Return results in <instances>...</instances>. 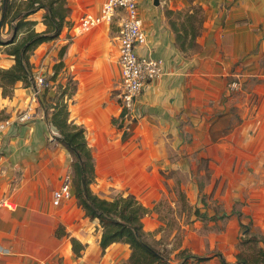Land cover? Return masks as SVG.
<instances>
[{"label": "crops", "instance_id": "obj_1", "mask_svg": "<svg viewBox=\"0 0 264 264\" xmlns=\"http://www.w3.org/2000/svg\"><path fill=\"white\" fill-rule=\"evenodd\" d=\"M105 1L67 0L69 25L29 58L34 74L39 64L61 61L77 80L68 110L92 150V193L108 201L132 195L149 211L142 231L162 258L156 264H243V219L264 236V0H160L158 6L138 0L146 43L137 53L161 58L164 75L135 100L137 118L125 134L112 124L119 114L112 93L121 82L119 21L78 29L81 17L99 16ZM195 6L203 20L193 37L182 18ZM43 13L30 16L36 32L45 30ZM13 63L0 48V69ZM232 80L240 88L229 92ZM41 94L35 97L21 82L9 96L0 88V121L31 114L0 133V264H132L128 244L101 249L98 220L85 216L72 184L70 197L54 203L70 166L40 106ZM200 162L213 178L221 177L212 199L199 191L209 194L215 180L201 189L194 181ZM58 228L64 235L56 236ZM72 238L84 247L78 257Z\"/></svg>", "mask_w": 264, "mask_h": 264}, {"label": "trees", "instance_id": "obj_2", "mask_svg": "<svg viewBox=\"0 0 264 264\" xmlns=\"http://www.w3.org/2000/svg\"><path fill=\"white\" fill-rule=\"evenodd\" d=\"M40 10L44 11L42 24L45 26V30L36 32L34 29L36 22L30 20V16ZM200 11L199 8L192 14L185 15L193 37L197 36L198 28L202 24V17L198 21L196 20V14ZM69 12L67 0H0V48H3V52L10 56L14 62L10 68L0 69V88L3 96H9L17 82H21L25 87L35 89L34 72L29 58L39 45L59 37L62 29L69 25L67 20ZM194 21L198 22L197 29L193 26ZM7 33L9 37L3 39V35ZM191 47V45L188 46V48ZM180 48L186 49L183 45ZM64 50L65 47H62L59 59H61ZM62 66L61 61L53 66L51 80L55 79ZM45 82L47 84L46 79ZM50 90L51 88L43 87L39 103L47 115L50 125L58 134L57 141L71 156L73 195L78 206L84 210L85 216L91 220H98L102 231L99 241L101 249L104 250L113 243H125L131 249L132 264L162 262L161 256L145 242L142 231L141 219L149 211L141 206L132 195L119 194L108 201L93 194L90 189V186L95 182L92 150L87 143L85 128L70 120L67 104V100H70L75 94V84L70 88L69 93L67 87H64L59 94L51 93ZM120 116L123 114L121 113ZM119 127H122V123L118 125ZM237 216L240 219L241 214L237 213ZM240 227L243 231H249L248 225L240 223ZM62 235L64 232L58 228L56 236ZM262 240L264 242V236H262ZM70 241L73 253L77 257L80 256L84 247L73 238ZM259 255H261L260 259L254 264H264V250H260ZM241 262L249 264L245 260H241Z\"/></svg>", "mask_w": 264, "mask_h": 264}, {"label": "built area", "instance_id": "obj_3", "mask_svg": "<svg viewBox=\"0 0 264 264\" xmlns=\"http://www.w3.org/2000/svg\"><path fill=\"white\" fill-rule=\"evenodd\" d=\"M114 19L119 21L118 31V63L121 72L120 95L122 105V119L124 122L133 118L134 103L143 88L152 81L164 75V62L161 58L153 57L150 53L139 55L137 48L144 46L146 37L142 30L138 15V0H106L99 16L85 15L78 25L79 31L87 30L101 23L110 24ZM35 89L33 95L37 97L42 87L46 86L41 73L34 74ZM238 81L232 80L227 85L229 92L239 90ZM31 119L29 110L23 111L13 120L0 121V133L8 126L27 122ZM131 120V119H130ZM129 123V122H127ZM70 197V179L66 177L63 185L54 193V203L62 198Z\"/></svg>", "mask_w": 264, "mask_h": 264}, {"label": "rangeland", "instance_id": "obj_4", "mask_svg": "<svg viewBox=\"0 0 264 264\" xmlns=\"http://www.w3.org/2000/svg\"><path fill=\"white\" fill-rule=\"evenodd\" d=\"M200 7L195 6L194 7V11L198 10ZM202 17V14L198 13L196 14V20L198 21L199 18ZM182 22L187 24V18L185 16H183L182 18ZM80 21V20H79ZM194 21L193 22V26L197 29L199 27L198 22ZM5 31V30H4ZM9 37V34H5L3 35V39H7ZM68 42H70V37H67ZM65 47V46H63ZM3 49V48H1ZM62 49V47L59 49L58 51V58H59V52ZM66 50V48H65ZM64 50V52H65ZM119 54V53H118ZM58 62L55 63H51L49 62L48 64H43V66H41L40 64L38 66H36L37 68V72L41 73L42 76L47 80V84L45 87H47L48 89L51 88V91H53L52 93H56L59 94L60 91L64 88L67 87V92H70V88L73 87V85L75 84L76 90H77V80L74 78V76L72 74H70L69 72L64 71V64L63 66L59 69L58 74L56 75L55 79L51 80L52 76H53V66L56 65ZM42 68V70H41ZM113 81V80H112ZM114 88L112 89V93H113V97L114 100L116 102V107H119V114L117 116V118H113L112 119V124L115 126L116 130H118L119 132H122L123 134L126 133L127 128L130 126V123L135 120L137 118L136 116V111L134 109V114H133V118H128L129 122L128 124H126L127 122H123L122 116H120V114L122 113V105H121V100L119 98L120 95V82L118 83V81H116L113 84ZM41 91L43 90V87L40 89ZM76 92V91H75ZM67 93V94H68ZM66 99V97H65ZM73 101V97L70 100H67V104L68 107L70 104H72ZM49 113V112H48ZM131 119V120H130ZM72 120V119H70ZM115 121V122H113ZM120 123H122V127L118 128V125H120ZM68 160H69V166H70V184H72V172H71V156L68 154ZM226 177L230 178L229 175H227ZM232 179H235L234 175H231ZM221 177L219 179H215L213 178L212 175V171L208 170V165L207 163H201L199 164L198 169L196 170V174L194 176V181L196 182L197 186L199 187V189H201L205 184H208L211 180H215V185L213 186L212 190L210 191L209 194H204L203 190L199 191V195L202 199H205L207 197H209L210 199H212V197L214 196V193L216 192V187L220 181ZM181 181V179H180ZM119 195V194H117ZM127 196V195H126ZM115 197V196H114ZM179 198H181V195H179ZM182 206V205H181ZM180 209L183 210V212L187 215V218H190L189 213H186V209L184 207V205L181 207ZM236 211L237 213L240 212V207L236 206L233 209V212ZM201 212L199 210H196V217L200 218L201 217ZM189 216V217H188ZM243 223L244 225H249L248 221L243 219ZM174 225V223H173ZM242 228L240 227L239 232H240V236L238 237V251H239V257L241 260H245L247 263L249 264H254L257 263V261L260 259L259 255V251L262 250V248H259L260 243H262V246L264 247V242L262 240V235H260L259 233H257L256 231H253L252 228H250L249 232L246 233L245 235L241 234ZM178 238H176L177 241ZM162 256L165 259H170V253L167 252H163Z\"/></svg>", "mask_w": 264, "mask_h": 264}, {"label": "water", "instance_id": "obj_5", "mask_svg": "<svg viewBox=\"0 0 264 264\" xmlns=\"http://www.w3.org/2000/svg\"><path fill=\"white\" fill-rule=\"evenodd\" d=\"M160 4V0H153V5L158 6Z\"/></svg>", "mask_w": 264, "mask_h": 264}]
</instances>
